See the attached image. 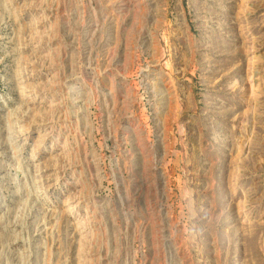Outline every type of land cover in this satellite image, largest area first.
Instances as JSON below:
<instances>
[{
	"label": "rangeland",
	"instance_id": "rangeland-1",
	"mask_svg": "<svg viewBox=\"0 0 264 264\" xmlns=\"http://www.w3.org/2000/svg\"><path fill=\"white\" fill-rule=\"evenodd\" d=\"M0 264H264V0H0Z\"/></svg>",
	"mask_w": 264,
	"mask_h": 264
},
{
	"label": "bare ground",
	"instance_id": "bare-ground-1",
	"mask_svg": "<svg viewBox=\"0 0 264 264\" xmlns=\"http://www.w3.org/2000/svg\"><path fill=\"white\" fill-rule=\"evenodd\" d=\"M22 96H23V98H25V99H29V96H30V95H29L28 93H25V94H22ZM24 113H25V112H24ZM68 207H69V206H68ZM70 209H71V208H68L67 211H70ZM71 210H72V209H71ZM81 226H82V224H81ZM82 228H83V227H82Z\"/></svg>",
	"mask_w": 264,
	"mask_h": 264
}]
</instances>
